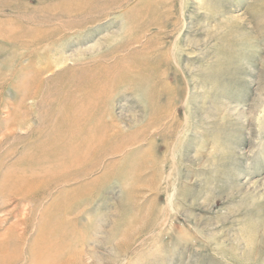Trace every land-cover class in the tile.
<instances>
[{
    "label": "rangeland",
    "instance_id": "374dc122",
    "mask_svg": "<svg viewBox=\"0 0 264 264\" xmlns=\"http://www.w3.org/2000/svg\"><path fill=\"white\" fill-rule=\"evenodd\" d=\"M15 176L0 264H264V0H0Z\"/></svg>",
    "mask_w": 264,
    "mask_h": 264
},
{
    "label": "bare ground",
    "instance_id": "6f19581e",
    "mask_svg": "<svg viewBox=\"0 0 264 264\" xmlns=\"http://www.w3.org/2000/svg\"><path fill=\"white\" fill-rule=\"evenodd\" d=\"M27 96L31 95L28 93ZM11 122L13 124L16 123L14 115L11 118ZM5 183V188H2L0 190V193L3 194L2 196H4L5 194H10V196L13 197H21L20 199H31V204L34 205L37 203L38 200H40V198L35 197V192L33 190L32 184L27 181L17 179V177L15 176L13 179H11V181H9V183Z\"/></svg>",
    "mask_w": 264,
    "mask_h": 264
}]
</instances>
